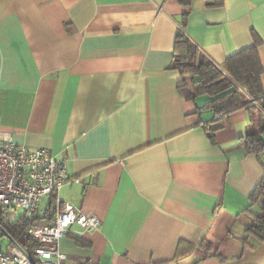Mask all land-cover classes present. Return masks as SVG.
Instances as JSON below:
<instances>
[{
	"label": "crops",
	"instance_id": "obj_1",
	"mask_svg": "<svg viewBox=\"0 0 264 264\" xmlns=\"http://www.w3.org/2000/svg\"><path fill=\"white\" fill-rule=\"evenodd\" d=\"M181 29L222 68L264 41V0H0V131L64 162L60 199L101 220L57 242L62 264H264V242L237 258L222 237L242 238L264 153L239 143L244 108L214 117L178 94Z\"/></svg>",
	"mask_w": 264,
	"mask_h": 264
},
{
	"label": "trees",
	"instance_id": "obj_2",
	"mask_svg": "<svg viewBox=\"0 0 264 264\" xmlns=\"http://www.w3.org/2000/svg\"><path fill=\"white\" fill-rule=\"evenodd\" d=\"M188 7L192 0H176ZM208 5H211L210 3ZM252 47L229 56L222 68L203 57L194 44L186 37L182 29L174 40V56L170 65L177 70L180 78L177 82L178 94L186 100L206 96L208 100L197 111H210L214 117L244 108L250 121V130L239 139L247 153H264V89L261 83L263 67L258 55V47L264 41L255 39ZM212 139V136H209ZM264 169V164H262ZM248 223L243 229L241 257L246 246L255 248L264 242V176L248 197V205L243 210ZM25 223H7L3 221V233L12 239L26 254L42 243L27 237L23 233ZM82 245V242H80ZM224 248L208 245L202 249V258L217 257L225 260Z\"/></svg>",
	"mask_w": 264,
	"mask_h": 264
},
{
	"label": "built area",
	"instance_id": "obj_3",
	"mask_svg": "<svg viewBox=\"0 0 264 264\" xmlns=\"http://www.w3.org/2000/svg\"><path fill=\"white\" fill-rule=\"evenodd\" d=\"M72 181L65 163L47 150L16 145L0 131V238L3 221L14 216L15 222L25 223L24 235L42 243L29 256L7 236L0 264H62L65 255L57 242L72 226L87 232L101 226L97 216L60 199L61 189Z\"/></svg>",
	"mask_w": 264,
	"mask_h": 264
},
{
	"label": "rangeland",
	"instance_id": "obj_4",
	"mask_svg": "<svg viewBox=\"0 0 264 264\" xmlns=\"http://www.w3.org/2000/svg\"><path fill=\"white\" fill-rule=\"evenodd\" d=\"M225 226H226L225 231L222 234V237L224 239L228 240V242H229L228 253L229 254L235 253L236 250H238V247L236 245L241 240V237H239L240 236V230L238 229V224L233 223L230 225V227L228 224H225ZM227 232H229V234ZM8 242H9L8 237L3 234L0 238L1 249L5 250Z\"/></svg>",
	"mask_w": 264,
	"mask_h": 264
}]
</instances>
